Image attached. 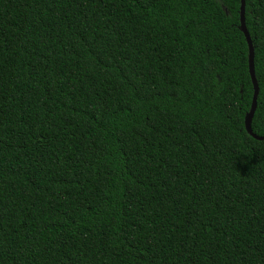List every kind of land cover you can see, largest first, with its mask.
<instances>
[{
	"label": "trees",
	"instance_id": "trees-1",
	"mask_svg": "<svg viewBox=\"0 0 264 264\" xmlns=\"http://www.w3.org/2000/svg\"><path fill=\"white\" fill-rule=\"evenodd\" d=\"M240 0H0V264H264V140ZM264 136V0H244Z\"/></svg>",
	"mask_w": 264,
	"mask_h": 264
},
{
	"label": "water",
	"instance_id": "water-1",
	"mask_svg": "<svg viewBox=\"0 0 264 264\" xmlns=\"http://www.w3.org/2000/svg\"><path fill=\"white\" fill-rule=\"evenodd\" d=\"M238 29L243 34V37H244L245 42H246L248 73H249V77H250L252 89H253L251 105H250L248 112L244 116V129H245L246 133L250 137H252L254 140L263 141L264 136H257L255 134H253L251 131V126H250L251 125V119L253 117V113H254V110L256 107V97H257V93H258V86H257V82L255 79L254 68H253V48H252V44H251L249 34L246 30L245 23H244V0H240Z\"/></svg>",
	"mask_w": 264,
	"mask_h": 264
}]
</instances>
